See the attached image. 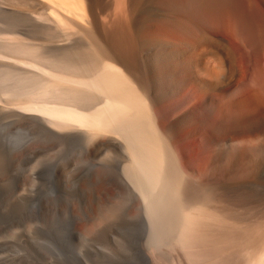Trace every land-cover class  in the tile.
Masks as SVG:
<instances>
[{
    "label": "rangeland",
    "instance_id": "rangeland-1",
    "mask_svg": "<svg viewBox=\"0 0 264 264\" xmlns=\"http://www.w3.org/2000/svg\"><path fill=\"white\" fill-rule=\"evenodd\" d=\"M87 1L92 26L36 0H0V264H258L264 167L239 173L226 147L208 171L186 174L149 152L106 65L109 0ZM45 89L88 124L31 113Z\"/></svg>",
    "mask_w": 264,
    "mask_h": 264
},
{
    "label": "bare ground",
    "instance_id": "bare-ground-1",
    "mask_svg": "<svg viewBox=\"0 0 264 264\" xmlns=\"http://www.w3.org/2000/svg\"><path fill=\"white\" fill-rule=\"evenodd\" d=\"M36 1L58 20L92 26L86 0ZM106 11L100 49L134 110L136 136L154 145L149 152L169 154L186 174L215 165L226 147L239 173L264 167V0H109ZM46 92L33 93L31 113L55 119L51 109L61 110L88 124L82 107Z\"/></svg>",
    "mask_w": 264,
    "mask_h": 264
}]
</instances>
